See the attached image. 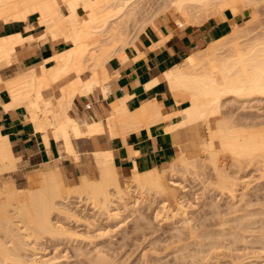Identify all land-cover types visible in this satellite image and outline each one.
<instances>
[{
	"label": "bare ground",
	"instance_id": "1",
	"mask_svg": "<svg viewBox=\"0 0 264 264\" xmlns=\"http://www.w3.org/2000/svg\"><path fill=\"white\" fill-rule=\"evenodd\" d=\"M258 2L256 1L252 4L255 5V3ZM245 3L246 2L244 0H0V23L27 21L30 15L36 14L35 22L29 24L27 28L30 29L39 27L40 29L37 33L29 36H24L18 32L16 34L0 37V90H4L10 96L11 103L8 102V104L11 105V107L12 105L14 107L15 105L16 107H18L20 106L18 105L20 103L25 104L28 109V117L33 122L36 130L41 132L42 138L46 145L49 144V140L52 138L58 143V147L62 148V150L64 149L67 153L72 154L75 159H79L80 156L78 154L76 144L77 138L81 135L92 133L96 134L97 132L106 131H108L110 136L114 134H123L129 129L132 128L133 130L135 129L134 127L140 125H147L148 128L149 123L154 124V122L158 120H164L165 118H169L174 115H176L177 117V122L174 125H171L168 128L169 130L172 127H180L186 123H192L194 120H199L200 122H202V126L207 132L205 143L201 145V149L204 155L202 158L198 157V154L193 157H187L183 152L181 156H179L174 162H172L164 169H153L144 172L134 171L132 175L122 176L117 172V169L113 163V155L110 148H108L107 146H103L100 149L94 150L92 153V159L97 165L96 178H93V171H89V168H87V164L81 163V174L77 176L74 184L68 185L67 177L65 176L64 172L59 170L58 162L56 160L48 162V166L44 170L29 174L30 176L28 178L27 187L19 188L15 186L13 179L11 181L8 180V178L0 185V264L8 263L9 259L15 261V264H42L43 260L41 259L40 263L38 262L39 259H34L35 257L33 259L32 257L28 259L29 257L27 256V253L26 256L28 258L24 256L25 252L22 256V254L20 253V249L22 250L26 248L25 250L35 251L37 250V246L39 244L37 240L41 236L44 235L43 237H45V235L47 236L48 234H51V236H53V234H56L55 237H57L58 234L62 235L69 233L70 227H65L67 225L64 226L62 224L61 218L64 215L67 218L72 216L75 217L76 220H83V218L78 217L77 213L75 212L78 209L80 202L92 204V206L96 207L97 210L99 208V210L107 212V214L112 219V217L119 218L120 215L124 213V211L126 212L131 209L137 208L143 205V203L147 204L148 202L149 204L150 202L152 203L153 200L155 202V197H158L160 198V202H162L160 204L164 205L160 206H162L163 208L165 206H169V209L171 208L170 210H172L171 215L176 217L178 212H181L180 210L183 209L182 211H184V208H182L183 206H181L182 202L180 201V198L182 192H184L185 190V188L183 190L184 185H181V182L183 181L182 178L185 179L183 175L185 174L183 173L185 171L186 173L188 172L189 175L190 173H192V176L194 173H198L197 171L200 167L201 169H203L204 167L206 170V165H209L216 175V188L218 187V184L219 187H221L220 189L222 191L226 189L231 193L230 195L232 196V199L235 195V193L233 194L232 192L236 191L235 186L238 185V182L237 179L235 180L236 177L232 175V171H229L231 173L229 174V166L237 165L238 168L241 169L242 167L243 170L244 167L242 165H245V167L247 165L246 168H249L248 166H251L253 164L252 166L256 165V169L259 172L261 171V177H264V125H262L263 127L260 126V124L258 126H251L252 124L249 122L251 124L249 125V123L247 122V126L249 125L251 127H245L244 124H242L243 127L241 124L240 127H237V123L235 124L234 122H232V118L229 117L230 114L228 116H222L224 103L229 98H232L234 100H246V98L251 99L252 97H264V31L261 34L258 32V35H255L256 33L252 35L250 29V31H246L238 27L235 23V20L231 21L232 28L227 34L209 41L204 46L201 45L202 47H198L192 50L189 56L182 60L180 64L172 67V69L165 73L167 83L169 82L168 84L170 85V87L169 85L168 87L172 91L177 102H187L186 107H184L182 110L175 113L173 112L174 114L171 112L173 115H163L160 110V106L156 101L149 102L143 105L141 108L139 106V109L137 108L138 110H134V112L128 111L125 107L126 105H124L122 102V104L118 106H112L110 114L105 121L98 120L93 121L92 123H87L85 120H81L75 117V115L73 116L72 114L74 112L72 109V114H70L69 111L66 112L65 109L67 108L66 106L71 105V101L78 91H80V93L82 92L83 94H87L86 92L90 90L93 85H98L103 89V92H106L104 84L107 77L104 76V71H107L105 69L107 65H105V63L111 56L116 54L120 55V52L125 48V46H127L128 44H132L137 38L140 31L142 32L146 25L150 23L151 20L154 19V17L163 16L171 28L186 26L196 27L202 25L210 17L219 15L225 10H227V12L229 10L232 14H234L236 9L243 8V5ZM258 5L259 4H257V6ZM147 13L149 14L148 16H146ZM138 15H141V17ZM138 17L141 18V20H138ZM237 17L238 16H234V19H236ZM225 30L227 31L228 29ZM254 30L256 31V29ZM248 34L252 35V37ZM163 37L165 39L166 36ZM163 37L161 40H163ZM27 40H39L40 42L49 40L52 42H63L66 44V47L64 50L52 57L53 61H56V65L51 68L42 65L41 67H39L40 71L38 69H33L18 71L7 76L4 75L1 71V67L5 64H12L15 59L19 58L14 55V52L21 43ZM153 45L157 46L158 44L155 45L153 43ZM133 47L135 48V46ZM85 69H89L92 72V75L88 80H82L80 77L81 73ZM74 72L77 74L76 78H73L70 83H67V86L65 88L61 87V96L59 98H56V101L53 100L54 90L52 84L59 77ZM157 82L158 80L156 82L155 80H153L151 82V85L153 86ZM6 105L7 103L5 104V106ZM55 108L57 109V111H55ZM7 109H10V107L7 106ZM236 118H233V121L236 120ZM262 123H264V121ZM18 160L19 157L14 156L7 137L0 136V173L3 174L4 172L16 171V163ZM232 168L230 169L233 170L234 168ZM201 169L199 170L200 172ZM180 172H182L183 174ZM239 172L240 171L238 170L236 174H238ZM179 173L183 175L180 179L182 180L181 182L177 179ZM35 175L37 177H31ZM189 175L187 176L189 177ZM213 182H211L210 184L214 185L215 182ZM207 184H209L208 181ZM148 197H152L154 199L152 200ZM242 198H244L243 195ZM149 199L152 201H150ZM70 204L77 205L75 211L72 210ZM145 204L144 206H146ZM83 205L85 206L84 203ZM149 205L152 206L151 204ZM244 214L250 215L251 213L246 212ZM252 214L255 213L252 212ZM60 215H62L61 218ZM157 215L158 214H155L156 217ZM220 215L222 216V214ZM257 215L259 214L257 213ZM91 217L93 222L97 220L95 218V214L91 215ZM250 217L252 216L250 215ZM141 218L144 219V217L142 216ZM249 219L251 218H248V220ZM225 221L227 222V220ZM249 221L251 222V220ZM230 222L231 220L229 221V223ZM183 223L184 225H186L185 222ZM248 223L249 222H246V224ZM254 223H256V221ZM258 224H260V222ZM93 225L94 224H92L91 226ZM248 225H244L243 227ZM221 226L222 225H220L219 227L222 228ZM194 228L196 227L194 226L193 229ZM197 228L199 227L197 226ZM68 229L69 231L66 232V230ZM249 229L253 230L252 228ZM227 230H229V228ZM242 230L244 231V229ZM202 231L204 232L206 230ZM73 232L76 233L74 229ZM186 232H190L189 229ZM245 232L244 234H246ZM70 233V235H72L73 237L79 235L78 233H76V235L74 233L73 235L72 231H70ZM180 233L182 232L180 231ZM213 233H215V231ZM219 233L221 234V232ZM236 234L240 233L237 232ZM216 236L220 237L217 234ZM236 236L235 238H237ZM7 237L10 238L6 241L5 238L7 239ZM36 237L38 239H36V242H33V239ZM190 237L194 236L191 235ZM242 237L244 236L242 235ZM251 238L253 240V237ZM199 239L201 238H198V240ZM259 239L263 238L261 237ZM178 240L180 239L178 238ZM239 240L240 239H238L237 241ZM193 241L195 240L193 239L191 241V244H193ZM208 241L212 242L213 240L208 239ZM214 241H216V238L214 239ZM7 242L11 243H9L8 245ZM218 243L220 242H217V244ZM236 243L234 245H236ZM181 244H183L182 246H184V244L186 243H183V241H181ZM207 244L210 243L208 242ZM214 245L210 246L211 248H213V251L215 250L214 247H216ZM24 246L26 247L23 248ZM222 246L223 243L220 247ZM181 247H178V249L180 250ZM220 247L218 246V248ZM228 247L229 245L226 246V248ZM185 248L184 252L186 250ZM211 248L208 250L210 251ZM232 248H234V246ZM182 249L183 247L181 248V250ZM97 250H95L96 253ZM181 250L177 251L181 252ZM189 250L187 252H190ZM187 252L186 254H189L191 256V254ZM35 253H37V251H35ZM193 253L195 254V252ZM100 254L102 253L100 252ZM184 254L185 253H183V255ZM203 254L204 252H202V255L199 256H203ZM181 255H178V257L182 258ZM175 256L177 255L175 254ZM196 256L193 257V259L196 258ZM102 258V256L98 255V258L96 259V261L98 260L97 263L96 261L91 262V260L89 261V263L91 262L92 264H98L100 262L101 264L102 262V264H105V262H107L106 260H109V258L106 257V259L103 258L104 260ZM237 258L239 259V257ZM99 260H103L105 262L103 263V261ZM180 261L182 260L180 259ZM199 261L201 260L199 259ZM109 262L111 261H108V263ZM116 262L118 261H115V263ZM44 263H46V260ZM152 264H155V262ZM233 264H235V261ZM236 264H238V261Z\"/></svg>",
	"mask_w": 264,
	"mask_h": 264
},
{
	"label": "crops",
	"instance_id": "2",
	"mask_svg": "<svg viewBox=\"0 0 264 264\" xmlns=\"http://www.w3.org/2000/svg\"><path fill=\"white\" fill-rule=\"evenodd\" d=\"M32 16L36 18V14H33L28 17L27 21L0 23V37L18 32L24 36L37 33L39 27L27 28L29 24L35 22V19H31ZM207 20L196 27L171 28L163 16H156L142 32L140 31L133 42L134 44L132 43L133 45L128 44L129 46H125L120 55L111 56L105 63L107 65L105 68L107 71H104V76L107 77L104 84L106 92H103V89L98 85H93L90 89L92 91L88 90L87 94L78 91L73 97L71 105L66 106V112L69 111L70 114L74 112L73 116L92 123L98 120L105 121L112 106H118L122 102L130 112H134L139 109V106L141 108L152 101L159 104L163 115H171L173 112L182 110L186 107L187 102H177L169 89L170 85L169 82L167 83L165 73L180 64L192 50L227 34L232 28L231 21L235 19L229 10L228 12L225 10L218 16L210 17ZM163 36H166L167 40ZM162 37L165 41L161 40ZM152 42L158 45L154 46ZM65 47L66 44L63 42L27 40L21 43L14 52V55L19 58L15 59L12 64L3 65L1 71L7 76L24 70L38 69L40 71L39 67L42 65L51 68L56 65V61H53L52 57L64 50ZM91 75V70L85 69L80 77L82 80H88ZM76 76L75 72L67 74L59 77L52 84L53 100L56 101V98L61 96V87L65 88L67 83H70ZM156 78L158 82L152 86L151 82L153 80L156 82ZM10 101V96L4 90H0V136L7 137L14 156L19 157L16 170L23 167L28 174L44 170L47 168L48 162L55 160L58 162L59 170L64 172L65 176L66 174L80 175L81 163H86L89 171H92L91 169H94L96 165L92 159V153L103 146L110 148L113 163L117 172L122 176L132 175L134 171L164 169L183 152L187 157L198 154L196 151V129L202 126V122L194 120L192 123L172 127L169 130L168 128L177 122V117L174 115L164 120H158L154 124L149 123V129L147 125H140L134 127L135 131L131 128L130 131L124 132L125 134L111 135L113 137L109 135L108 131L81 135L77 138L76 144L80 158L75 159L72 154L58 147V143L52 138L46 145L41 132L36 130L28 117V109L25 104L20 103L18 104L20 106L17 105L18 107L16 105L11 107L8 104V102L11 103ZM7 106L10 109H7ZM55 111H57L56 108Z\"/></svg>",
	"mask_w": 264,
	"mask_h": 264
},
{
	"label": "rangeland",
	"instance_id": "3",
	"mask_svg": "<svg viewBox=\"0 0 264 264\" xmlns=\"http://www.w3.org/2000/svg\"><path fill=\"white\" fill-rule=\"evenodd\" d=\"M244 1L246 2L243 5L244 7L243 8H237L233 14V16H235V17L238 16L237 18L239 19L238 21H237V18L235 19L236 25L238 27H240L241 29H244L246 31L251 30L250 32H252V35H254L255 33H256L255 35H258L259 33L260 34L263 33V31H264V28H263L264 27V0H259V2H258V0H256L258 3H255V5L257 6V4H259L257 7L254 4H252V3L256 2L255 0H244ZM261 3H262V5H261ZM148 13H151V12H148ZM148 13L146 14V16L149 15ZM138 16L141 17V15H138ZM214 16H218V15H214ZM31 19L34 20L35 16H32ZM137 19L141 20V18H139V17ZM250 25H251V27H250ZM254 29H256V31ZM248 35L252 37V35H250V34H248ZM231 99L232 98H229L225 101L224 107H223L224 110H222V112H223L222 116H225V115L228 116L230 114L229 117L232 118V122H234L235 124L237 123V127H240V124L241 125L244 124L245 127H248L251 124H252L251 126H253V125L258 126L259 124H260V126L264 125V123H262L264 121L263 120L264 119V97H252L251 99L246 98V100L245 99H235V100L232 99L231 100ZM229 100H231V101H229ZM226 113H228V114H226ZM233 118L234 119L236 118V120L233 121ZM259 121H261V122H259ZM247 122L248 123L250 122L251 124L249 123V125L247 126V124H248ZM238 123H239V125H238ZM251 126H249V127H251ZM242 127H243V125H242ZM196 132H197V134H196L197 135L196 136V139H197L196 151L198 152L197 156L202 158L204 155H203V151L201 149V145L205 143L207 132L203 126H200L198 129H196ZM87 156H90V155H87ZM252 165L248 166L249 168H246L247 165H246V167H245V165H242L245 168V169L243 168L244 171L242 170V167L240 169L237 167V165H235V166L231 165L235 170L231 166H229L233 170L228 168L229 169L228 172L232 171L231 172L232 175L234 177H236L235 180L237 179V182H238V183L236 182L238 185L235 186L236 191L234 190L235 192H232L233 194L235 193V195H236V196L235 195L233 196V199H232V196L230 195L231 194L230 192H228L226 189H225L226 191L225 190L222 191L220 189L221 187H219V185L217 184V186L219 187V188L217 187L219 189V191H218V189L215 186L216 182H217L216 181L217 179L215 178L216 175L212 171V169L210 168L209 165H206L207 167L205 166L206 170L204 167H203V169H201V167H200L197 171L198 173H194L195 176H194V174L191 176L192 173H190V175H189V173L187 172L188 173L187 174L186 171L183 172L185 174L180 172L184 175V178H185V179H183L181 177L183 175L180 173L177 176V179L180 182L183 180L181 182L182 183L181 185H184L183 190L185 188V190H184V192H182V195L180 198V201L182 202L181 206H183L182 208H184V211H182L183 209L181 208L182 209V210H180L181 212L180 213L178 212L176 217L171 215L172 210H170L171 208L169 209V206H165L166 207V208L164 207L165 210L162 206H160V205H163V204H160V203H162V202H160V198L155 197L156 200L154 202V200H153L154 198H152L153 196L148 197V198L153 200L152 201L149 199L150 201H152V203L151 202L149 203L152 206H150L148 204V202H147V204L143 203V205H141L137 208L131 209V210L126 211V212L124 211V213H122L120 215V217L118 216L119 218H113L112 217V219L107 214V212H105L103 210H99V208L97 210L96 207H93L92 204H90V203L88 204V203L83 202L85 204V206H84L83 203L80 202L79 206H81V207L78 206V209H77L78 211L76 210V208H77L76 204H70V207L72 208V210H74V211L76 210L75 212L77 213L78 217L83 218V220H81L80 218L79 219L81 221L76 220V218L72 217V216L67 218L64 215L63 216L60 215V218L62 216V218H61L62 224L64 226L67 225L65 227L69 226L70 231H72L73 235L75 233V232H73V229H74L76 231V233H78L80 236L77 235V236L73 237L72 235H70L71 233H70L69 229L66 230V232L69 231V233L62 234L63 236L61 234H58L57 235V237L59 236L58 238L55 237L56 234L55 235L53 234V236H51V234L50 235L48 234L47 236L45 235V237H43L44 236L43 235V236H41L42 238L40 236H38L42 240L40 238L38 239L37 237L34 238L35 240L33 239V242H36V239H38L37 241L39 242V244L37 246V250H35V251H37V253H35L34 250H32V251L31 250H25L26 246L23 247L25 249H22V250L20 249V253L22 254V256H23L24 252H25L24 256H26V253H27V256L29 258L27 256L26 257L28 259H30L31 257L33 259L35 257L34 259H36V260L41 259L44 262L46 260L47 264H49L50 262H53L50 264H87V263L90 264L92 261H96V259L98 258V255L102 256L103 258H105V257L109 258V260L108 259L106 260L107 262L103 261L104 260L103 258H102L103 260H99V261H103V263L105 262V264L108 263V261H111L108 264H111V263H113V264H119V263H121V264H142V263L147 264L150 262H151L150 264H152L154 262H155V264H166V263L167 264H175V263L176 264H218V263L219 264H233L234 261H235V264L237 263V261H238V264H264V242H262V241H264L263 240L264 239V231H263L264 230V220H263L264 219L263 218L264 217L263 216L264 215V208H263L264 207V202H263L264 201V177L263 176L261 177V174H260L261 171L259 172L256 169V167H255L256 165H254V166H252ZM200 169H201V172L199 171ZM236 169H238L240 171L238 174H236L238 172V170H236ZM202 170H203V172H202ZM92 171H93V173H92L93 178H96L97 177L96 165L94 166V169H92ZM234 171H235V173H234ZM230 172H229V174H231ZM255 173H256V175H255ZM187 175H189V177ZM29 176L30 175L26 172L25 168L19 167L18 170L14 171V172H10V173L5 172L3 174L0 173V185L9 178L8 180H11V181L13 179L15 186H17L19 188L20 187L24 188V187L28 186ZM31 177H37V176L35 175V176H31ZM66 177H67L68 185L74 184L76 181V178H77L76 175L70 176L69 174H66ZM181 178H182V180H180ZM185 180H186V182H185ZM207 181L209 184L211 182H213L214 185L213 184H210V185L207 184ZM259 184H260V186H259ZM260 188L261 189L263 188V189L261 190ZM185 191H186V193H185ZM226 192H228V193H226ZM243 193H246V194H243ZM242 195L244 198H242ZM228 201H230V202H228ZM211 202H213V203H211ZM81 203H82V205H81ZM252 203H254V204H252ZM144 204L146 206H144ZM213 205H215V206H213ZM251 206H252V208H251ZM167 207H168V209H167ZM258 208L261 210H259ZM84 209H87V210H84ZM262 209H263V211H262ZM210 210H211V212H210ZM170 211H171V213H170ZM244 211H246L247 213H251L250 215L252 217H250L249 214H244V213H246ZM251 211L254 212L255 214H252ZM242 212H244V213H242ZM260 212H261V214H260ZM93 213L95 214V218L97 219L94 222L92 221V217H91V215H94ZM257 213L259 215H257ZM155 214H158L157 217L155 216ZM217 214H218V216H217ZM220 214H222L223 217ZM241 215H243V216H241ZM98 216H100V217H98ZM141 216L144 217V219L141 218ZM226 216H228V217H226ZM84 217H86L88 220ZM241 217H243V218H241ZM63 218H64V220H63ZM218 218H220V219H218ZM224 218H225V220H227V222L224 220ZM248 218H251V219H249V220H251V222L248 220ZM73 219H74V221H73ZM222 219H223V221H222ZM230 220L232 223H235V224H232L231 222L229 223ZM75 221H76V223H75ZM88 221H90V222H88ZM220 221L225 222V223H222ZM255 221H256V223H254ZM183 222H185L186 225H184ZM246 222H249L248 223L249 225L246 224ZM259 222H260V224H258ZM187 223H189V224H187ZM251 223H252V225H251ZM92 224H94V225L91 226ZM88 225H90V226H88ZM220 225H222L221 226L222 228L219 227ZM223 225L225 226V228ZM244 225H248V226L243 227ZM138 226H140V227H138ZM189 226H191V227H189ZM194 226L196 228L193 229ZM197 226L199 228H197ZM181 227H182V229H181ZM247 227H248V229H247ZM71 228H72V230H71ZM228 228H229V230H227ZM230 228H232V229H230ZM249 228H252L253 230H251ZM188 229L191 233L186 232V231H188ZM222 229L224 232L222 231ZM242 229H244V231ZM202 230H206L207 233H210V234H207L206 231L203 232ZM180 231L182 233H180ZM214 231H215V233H213ZM218 231L221 232V234ZM229 231H231L233 233L234 237H233L232 233ZM202 232H203V234H202ZM237 232L240 234H236ZM244 232L247 235L244 234ZM249 232H250V234H249ZM76 233H75V235H76ZM87 234H88V236H87ZM197 234H198V236H197ZM216 234L219 235L220 237L216 236ZM226 234H227V236H226ZM175 235H176V237H175ZM178 235H179V237H178ZM191 235L194 237H190ZM206 235L208 238L206 237ZM242 235L245 238L242 237ZM259 235H262V236H259ZM188 236L190 239L188 238ZM223 236L224 237L226 236V237L224 238ZM235 236L237 238H235ZM238 236H239V238H238ZM91 237H92V239H91ZM197 237L201 238V239L198 240ZM205 237H206V241H205ZM217 237H218L219 241L217 240ZM231 237H232V239H231ZM251 237H253V240ZM256 237H258V238H256ZM261 237L263 239H259ZM9 238L7 237V239L5 238V240L7 241ZM74 238H76V239H74ZM178 238L180 240H178ZM183 238H186V239H183ZM213 238L214 239L216 238V241L220 242V243H218L220 245H218L217 242L214 241ZM254 238L257 242L254 240ZM193 239L195 241H193L192 242L193 244H191V241ZM208 239L209 240L212 239L213 241L210 242V241H208ZM233 239H234V242H233ZM238 239H240V240L237 241ZM223 240H224V242H223ZM244 240H246V241H244ZM170 241H172V242H170ZM181 241H183V243H186V244H184V246H182L183 244H181ZM196 241H198V242H196ZM235 241L238 243H236ZM48 242H49V244H48ZM208 242L210 244L212 243L211 244L212 246L216 242L214 246L217 247V250H216V247H214L215 250L213 251V248L210 247L211 245L207 244ZM252 242H254V243H252ZM7 243L9 245V243H11V242H7ZM196 243H198V244H196ZM222 243H223L224 248H223V246L220 247ZM235 243H236V245H234ZM244 243H246V244H244ZM193 245H195V246H193ZM202 245H203V247H202ZM205 245H206V248H205ZM228 245H229V247L226 248V246H228ZM40 246H42V247H40ZM168 246H170V247H168ZM177 246L178 247L182 246L183 251L181 250V248H182L181 247L180 248L181 252H178L180 250L178 249ZM218 246L220 248H218ZM233 246H234V248H232ZM184 248L186 249L185 252H184ZM187 248H188V250L190 249L189 250L190 252H187L188 251ZM210 248H211V250L209 251L208 249H210ZM38 249H39V251H38ZM200 249H202V250H200ZM23 250H25V251H23ZM95 250H97V253ZM155 250H156V252H155ZM218 250H220V251H218ZM172 251H173V253H172ZM191 251H192V253L195 252V254L194 253L192 254ZM198 251L200 254L198 253ZM100 252L102 254H100ZM176 252H178V253H176ZM182 252L185 254L183 255ZM186 252L190 253L191 256L189 254H186ZM202 252H204L203 256H199V255H202ZM106 253H107V255H106ZM175 254L177 256H175ZM178 255L179 256L181 255L182 258H179ZM88 256H90L94 260ZM109 256L110 257L112 256V257L110 258ZM157 256H158V258H157ZM185 256H187V257H185ZM195 256H196V258L193 259V257H195ZM39 257H41V258H39ZM147 257H148V259H147ZM183 257H184V259H183ZM191 257H192V259H191ZM230 257H231V260L233 259L232 261L230 260ZM237 257H239L240 260ZM186 258L189 260H187ZM110 259H112V260H110ZM180 259L182 261H180ZM199 259L201 261H199ZM202 259H204V260H202ZM39 260H38V262L40 263L41 260L40 261ZM87 260H88V262H87ZM90 260H91V262L89 263ZM174 260H175V262H174ZM43 261H42V264H46ZM97 261H96V263H97ZM115 261H118V262L115 263ZM15 263H16L15 261H12L9 259L8 263H6V264H15ZM98 264H100V262ZM101 264H102V262H101Z\"/></svg>",
	"mask_w": 264,
	"mask_h": 264
}]
</instances>
